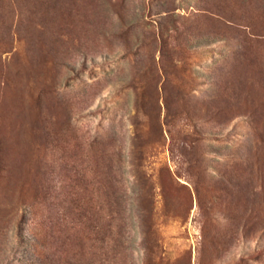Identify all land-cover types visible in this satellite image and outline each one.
Returning a JSON list of instances; mask_svg holds the SVG:
<instances>
[{"label": "rangeland", "instance_id": "rangeland-1", "mask_svg": "<svg viewBox=\"0 0 264 264\" xmlns=\"http://www.w3.org/2000/svg\"><path fill=\"white\" fill-rule=\"evenodd\" d=\"M0 264H264V0H0Z\"/></svg>", "mask_w": 264, "mask_h": 264}]
</instances>
